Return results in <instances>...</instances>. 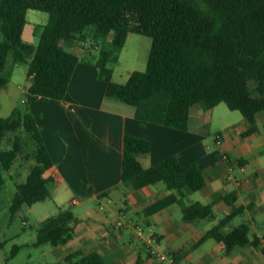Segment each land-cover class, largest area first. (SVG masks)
<instances>
[{
    "label": "trees",
    "instance_id": "16d2710c",
    "mask_svg": "<svg viewBox=\"0 0 264 264\" xmlns=\"http://www.w3.org/2000/svg\"><path fill=\"white\" fill-rule=\"evenodd\" d=\"M30 8L49 13L37 45L23 39ZM0 31V89L10 81L14 65L25 62L31 93L63 99L80 60L66 46L78 43L85 49L90 38L101 42L106 47L102 53L108 56V49L120 51L135 32L152 38L146 68L117 82L102 57L99 76L106 82L107 95L136 106L141 120L180 129L188 128L193 104L203 102L212 108L225 102L249 122L244 135L258 130L257 114L264 110V0H0ZM3 140L9 148L2 147ZM29 145L31 152H25ZM148 150L143 137L124 136L122 182L139 187L164 182L180 193L186 220L214 219L211 203L187 202L184 196V189L196 191L206 184L198 163H182L171 155L144 167L138 156ZM20 156L33 163L25 181L16 184L11 217L24 205L50 197L54 179L46 175L54 161L32 111L17 106L8 116H0V187L6 181L3 170H10ZM243 209L236 207L220 218L194 247L215 238L230 254L236 245L259 243L246 222L225 229ZM78 222L71 210L60 209L40 222L36 245L68 243ZM18 250L15 245L13 253ZM65 261L112 264L97 250H73ZM140 263L139 258L135 264Z\"/></svg>",
    "mask_w": 264,
    "mask_h": 264
},
{
    "label": "crops",
    "instance_id": "0c3cea01",
    "mask_svg": "<svg viewBox=\"0 0 264 264\" xmlns=\"http://www.w3.org/2000/svg\"><path fill=\"white\" fill-rule=\"evenodd\" d=\"M66 48L81 52L78 43ZM81 58L63 99L31 93L30 80L27 98L23 99L28 102L54 161L46 172L54 178L55 187L50 192L60 209L71 210L79 220L70 242L78 241L86 247L77 249L97 250L112 264H135L139 258L141 264H162L137 233L136 239L139 238L143 248L138 244L133 247V238L123 241L126 231L136 232L135 226L140 224L154 229L160 251L176 254L175 264H183V259L193 257L192 249L211 239L194 247L211 227L200 232L194 230L200 219L190 222L184 218L177 190L167 188L164 182L142 187L122 182L126 134L148 141L149 150L138 156L144 167L171 155L179 157L182 163L197 162L204 171L206 184L196 191L184 189V196L187 202L211 203L214 220L216 209L226 216L236 207H244L238 215L248 213L251 224L246 223L254 228L257 223L264 224V132L259 126L260 117L264 120L263 110L257 114L258 130L249 135H244L250 127L247 119L227 110L225 102L212 108L203 102L193 104L187 129L141 120L136 116V106L107 95L106 82L99 76L100 60ZM134 70L138 68L128 69L127 79ZM127 79H115L113 70L114 81ZM236 122L240 124L237 130ZM217 133L222 135L221 146L216 144ZM221 149L228 157L223 156ZM229 174L233 179L228 178ZM197 193H203L200 199L193 197ZM106 196L113 203L100 210L99 204ZM121 210L131 222L118 227ZM232 220L226 230L236 226ZM255 234L260 242L236 245L230 252V263H262L264 233H250L252 238ZM217 242L216 249H224L223 243ZM197 262L204 264L202 259Z\"/></svg>",
    "mask_w": 264,
    "mask_h": 264
},
{
    "label": "rangeland",
    "instance_id": "374dc122",
    "mask_svg": "<svg viewBox=\"0 0 264 264\" xmlns=\"http://www.w3.org/2000/svg\"><path fill=\"white\" fill-rule=\"evenodd\" d=\"M49 13L45 10L30 8L27 12V23L23 32V39L26 42L37 45L40 41L41 30L45 24L48 23ZM129 39L120 51L115 49H108L109 55L105 57L102 53L105 47L101 42L88 38L87 50L79 44L80 57L83 59L89 58L92 60H100L103 57V62L109 68L115 71V79L125 81L127 79V71L131 67H137L138 70H144L147 65L149 51L152 44V38L141 33H130ZM3 35L0 31V40ZM81 43V42H80ZM106 48V47H105ZM12 56L10 55L8 64H11ZM28 64L25 62L16 63L13 67V72L10 81L6 86L0 89V116H8L14 107H21L26 109L28 102H24L28 95L27 85L29 82ZM227 110L242 117L239 110H233L227 107ZM264 110L261 112L263 113ZM233 121L235 117L233 116ZM260 129L264 132V120L260 117ZM240 124L236 122V130ZM26 137V135H24ZM3 148H9L6 140L2 141ZM25 152H31V146H27ZM33 159H25L20 156L14 163L10 170H3V175L6 179L5 184L0 187V264H66L65 256L81 246L78 241L68 242L66 244L53 245L51 243H44L36 245L37 229L40 222L57 214L60 210L57 202L54 199L53 193L45 200L38 201L31 206L24 205L14 217H11L10 203L16 191V184L25 181L30 170V165ZM55 184L50 183V188L53 190ZM197 193L193 197L200 199L202 195ZM95 206V204L93 205ZM216 211L217 218L214 219H200L199 222L193 226L196 232L212 227L214 223L224 217L219 210ZM262 212H259L261 216ZM250 216L244 213L236 216L232 220L233 225H238L243 222H249ZM251 224V222H249ZM250 226V225H249ZM255 231L264 233V224L257 223V228L250 226V233ZM135 231H126L123 241L128 242V238H133L132 246L140 245L143 248L141 241L136 239ZM18 245L19 250L13 253L14 246ZM129 246V245H128ZM216 239L211 238L204 245L199 248L191 250L193 257L191 259H183V264H197V259H202L204 264H232L229 261L230 254H226L224 249L219 248ZM145 251V250H144ZM146 254V252H144ZM141 264V263H140ZM159 264V263H158ZM261 264H264V260Z\"/></svg>",
    "mask_w": 264,
    "mask_h": 264
},
{
    "label": "built area",
    "instance_id": "2783aa9c",
    "mask_svg": "<svg viewBox=\"0 0 264 264\" xmlns=\"http://www.w3.org/2000/svg\"><path fill=\"white\" fill-rule=\"evenodd\" d=\"M216 144L218 146H221L222 144V135L220 133L216 134ZM222 150L223 156L226 158L228 157L227 153ZM229 179H233V175L229 174L228 176ZM113 203V199L109 196L105 197V200H103L99 204V209L100 210H105L107 205ZM131 222V218L127 215L126 212L124 211H119V218L116 222V225L118 227H122L124 225H127ZM136 233L143 237L145 242L150 246V253L154 256L157 257V259L162 263V264H175L176 261V256L173 253H166L162 252L158 249L159 242L157 235L152 227H146L140 224H137L135 226Z\"/></svg>",
    "mask_w": 264,
    "mask_h": 264
}]
</instances>
